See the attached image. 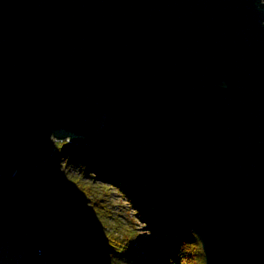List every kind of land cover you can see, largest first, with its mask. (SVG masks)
<instances>
[{
	"label": "water",
	"instance_id": "95a60500",
	"mask_svg": "<svg viewBox=\"0 0 264 264\" xmlns=\"http://www.w3.org/2000/svg\"><path fill=\"white\" fill-rule=\"evenodd\" d=\"M66 139L144 172L205 264H264V0H0V175Z\"/></svg>",
	"mask_w": 264,
	"mask_h": 264
},
{
	"label": "trees",
	"instance_id": "16d2710c",
	"mask_svg": "<svg viewBox=\"0 0 264 264\" xmlns=\"http://www.w3.org/2000/svg\"><path fill=\"white\" fill-rule=\"evenodd\" d=\"M63 159L77 162L80 173L69 179L57 172L41 175L36 168L16 186L0 175V229L14 239L18 236L17 244L5 247L14 257L24 248V264H162L154 253L167 264H205L200 237L167 208L144 172L85 142L65 140L46 161L61 164ZM20 162L30 169L29 162ZM85 176L96 181H86ZM101 177L116 185L154 236L144 244L149 249L145 256L135 244L146 240L143 235L135 229L117 232L111 216L101 209L99 185H95ZM43 190L50 197L40 204ZM36 245H44L46 252L38 260L33 257Z\"/></svg>",
	"mask_w": 264,
	"mask_h": 264
},
{
	"label": "rangeland",
	"instance_id": "374dc122",
	"mask_svg": "<svg viewBox=\"0 0 264 264\" xmlns=\"http://www.w3.org/2000/svg\"><path fill=\"white\" fill-rule=\"evenodd\" d=\"M68 140V139H66ZM65 140H55V150L59 149V147L64 143ZM54 150V151H55ZM30 163V161H27ZM15 165L17 166V171L9 176H1L3 179H8L13 182V185H19L21 183H24L27 181L26 179H29L27 176V172L30 169L27 167L26 164L21 163L20 160H15ZM38 170L41 169V175L47 173L49 176H51L54 173L62 174L65 177L70 179V176L75 175L77 176L80 173L79 165L75 161H68V159H63L61 161V164H56L51 161H44L43 163L39 164L37 167ZM39 173V172H38ZM46 175V174H45ZM6 177V178H5ZM84 180L92 182L96 181L94 178L90 176L83 177ZM99 180H101V183L98 181L97 184L99 185V199L100 202H102V210L107 212L110 217V224L117 230L119 233L126 234L125 232H130L129 230L135 229L138 233H141L143 238L146 240H143L142 242H136L135 244L139 248V253L143 254L145 256L148 254L149 249L144 247L145 242L149 237H154L150 231L146 228L145 221L141 218L140 215L137 214L135 209L129 204L128 199H126L124 196H122L121 192L116 188V185H113L111 181L108 179H104L101 177ZM31 181H33V178H31ZM53 182V180H51ZM105 182V183H102ZM56 183L62 182V181H55ZM64 185V184H63ZM110 186V188H107ZM57 189V187H54V190ZM2 192L0 188V193ZM42 194V197L40 198V204H44L47 202V199L49 196V193L47 190L40 191ZM98 192V193H99ZM104 198H103V197ZM54 209V205H51ZM48 209H46L47 212ZM106 217V214H103ZM129 229V230H127ZM18 238L14 235H7L4 233L2 229H0V264H24L25 262V250H20L21 253L17 254V256H13V254L9 251V249L5 250V247L8 245L14 246V243H18ZM135 241V240H134ZM25 244V241L22 242V245ZM27 246V245H26ZM5 250V251H4ZM155 259L162 264H167L166 262H163L161 258L157 255V253H154ZM86 257H81V261H84ZM143 260H141L142 262Z\"/></svg>",
	"mask_w": 264,
	"mask_h": 264
}]
</instances>
